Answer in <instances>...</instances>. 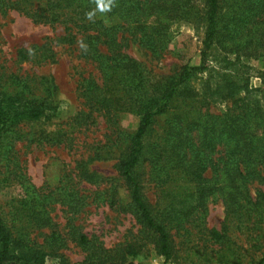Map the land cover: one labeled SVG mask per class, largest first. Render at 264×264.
I'll return each mask as SVG.
<instances>
[{"label": "trees", "instance_id": "obj_1", "mask_svg": "<svg viewBox=\"0 0 264 264\" xmlns=\"http://www.w3.org/2000/svg\"><path fill=\"white\" fill-rule=\"evenodd\" d=\"M11 9L64 29L59 37L20 49L19 62L44 63L54 59V44H77L79 57L98 72L97 78L78 79L84 110L73 117L71 127L41 129L27 141L61 144L101 115L116 132L112 145L120 143L122 149L114 165L117 177L87 168L89 160L102 156L96 151L95 157L77 161L74 176L64 174L60 185L29 184L19 197L0 203V264H126L149 250L162 256L164 264H264V250L252 257L264 246V76L251 89L247 74L249 60L264 58V0H0L2 15ZM110 17L119 22L107 25ZM182 22H203L197 63L155 78L125 51L132 41L160 57L171 26ZM199 76L197 91L191 82ZM7 79L21 88L14 100L24 119L42 116L51 93L45 79L19 72ZM37 82L44 91L34 97ZM225 88L246 93L230 94L223 111H211V99ZM8 101L0 99V148L3 139L11 140L5 152L11 174L10 153L24 136L13 122L15 116L21 118L18 108L13 117L5 110ZM124 112L139 116L135 131L117 125ZM147 183L156 190L153 203L144 193ZM216 199L223 204V219L219 228L207 227L208 205ZM57 203L68 213L61 227L52 215ZM93 203L129 214L135 235L107 247L97 235L83 232L76 221ZM43 229L48 232L38 240ZM176 234L187 245L183 254ZM194 237L201 245L193 244ZM70 242L83 253L75 263L62 252Z\"/></svg>", "mask_w": 264, "mask_h": 264}, {"label": "rangeland", "instance_id": "obj_2", "mask_svg": "<svg viewBox=\"0 0 264 264\" xmlns=\"http://www.w3.org/2000/svg\"><path fill=\"white\" fill-rule=\"evenodd\" d=\"M118 22L119 20L113 17L105 20L107 25H114ZM63 33L62 25L33 22L17 10L11 9L4 15L0 13V96H4L0 99L10 100L8 101L10 105L5 107V110L10 112L9 116L13 117L16 114L14 109L18 108L21 118L15 116L16 119L14 118L13 122L17 123L15 131L20 130L24 136V139L17 142L10 153V167L14 169L11 174H8L7 171L8 163L5 167L7 161L5 152L9 153L11 140L8 138L2 140V154L0 155V184L2 186L0 203L2 204L13 197L17 198L20 192H26L25 188L29 184L50 188L60 185V179L64 174L74 176L72 170L77 161L81 158L95 157L96 151H99L102 156L89 160L86 163L87 168L102 176L117 177L114 165L122 145L120 143L116 146L112 145L117 140L115 139L116 132L101 115H96L94 121L90 120L89 122L93 121V123L87 127L72 134L69 133L67 141L63 138L61 144L50 145L46 142L37 144L27 141L33 137L34 132L41 129L51 131L59 129V127H65L64 129L71 127L70 123L73 117L77 115L78 111L84 110L82 98L79 97L76 88L79 77L88 75L98 77L94 64L79 57L77 44H54V59L44 63H32L28 60L18 61L17 52L20 49L41 43L45 37L55 38ZM203 33V22L176 23L170 28V41L160 57L152 56L144 47L132 41H129L125 51L150 69L156 78L177 72L184 63H197ZM247 66L248 87L253 89L260 86L262 75L264 76V58L249 60ZM12 72L28 74L38 81L41 78L45 79L51 93H49L50 103L45 107L42 116L24 119L21 112L22 106L14 100V96L21 92V88L7 79L8 74ZM201 82L202 78L199 76L191 84L199 91ZM42 91H44L43 88L38 87L37 82L33 96H38ZM245 93L244 89L237 90L235 93H230L226 88L219 91L211 99V111H223L229 104L230 94L239 96ZM7 94L12 95L13 98L6 97ZM138 122L137 114L124 112L119 114L117 125L127 132H133ZM10 135H15V133ZM70 138L73 139L70 140ZM3 179L7 181L3 182ZM25 179H27V183ZM69 180L71 181V179ZM115 182L120 184V194L124 197L126 191L121 184V179L117 178ZM81 187L94 188L86 183H81ZM144 189L145 196L149 202L153 203L156 200L155 188L152 184L147 183ZM65 208L57 203L52 212L59 227L63 225L65 217L68 216ZM205 219L207 227L219 228L223 219V204L220 199L210 201ZM76 222L81 225L83 232L88 235H97L107 247L124 241L132 234L135 235L137 230V226L129 214L113 210L107 204H89L85 211L79 214ZM47 232V229H43L38 240H42ZM174 239L180 254H183L185 247L187 248V245L183 243V237L176 234ZM192 242L193 244L198 242L199 245L202 243L197 240V237H194ZM263 250L264 246H258L252 253V257L256 258ZM62 252L72 263L79 261L83 256L82 251L71 242ZM246 260H249V257ZM51 261L53 262L52 259ZM126 264H164V258L153 250H149L147 253L130 258Z\"/></svg>", "mask_w": 264, "mask_h": 264}]
</instances>
